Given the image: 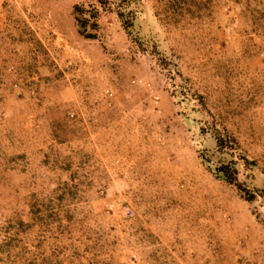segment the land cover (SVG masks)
<instances>
[{"label":"rangeland","instance_id":"374dc122","mask_svg":"<svg viewBox=\"0 0 264 264\" xmlns=\"http://www.w3.org/2000/svg\"><path fill=\"white\" fill-rule=\"evenodd\" d=\"M0 264H264V0H0Z\"/></svg>","mask_w":264,"mask_h":264},{"label":"trees","instance_id":"16d2710c","mask_svg":"<svg viewBox=\"0 0 264 264\" xmlns=\"http://www.w3.org/2000/svg\"><path fill=\"white\" fill-rule=\"evenodd\" d=\"M127 10L128 12L129 10L130 12H132L131 9L129 8H127ZM73 14H74L75 25L77 27V32L84 38H94L95 37L94 30L97 26L95 19H94V15H91L92 17H91V20L89 21L87 17L83 16L82 7L77 4L73 5ZM117 15L120 18H122L121 9H117ZM124 26L127 27L125 23H124ZM216 141H217V145L219 146L221 139L218 137ZM226 168L227 167L225 165H220L216 167V170L219 174H221L220 175L221 177L228 179V176L226 175L227 173Z\"/></svg>","mask_w":264,"mask_h":264}]
</instances>
